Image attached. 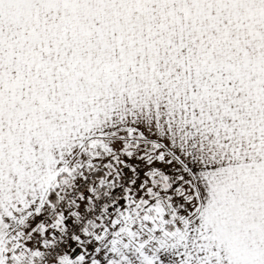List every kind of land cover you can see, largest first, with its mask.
<instances>
[{"label": "snow or ice", "instance_id": "obj_1", "mask_svg": "<svg viewBox=\"0 0 264 264\" xmlns=\"http://www.w3.org/2000/svg\"><path fill=\"white\" fill-rule=\"evenodd\" d=\"M0 264H264V0H0Z\"/></svg>", "mask_w": 264, "mask_h": 264}]
</instances>
